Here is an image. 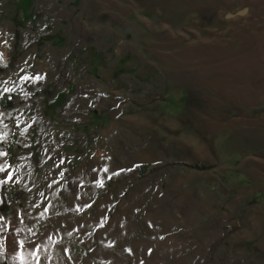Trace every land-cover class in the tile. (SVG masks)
<instances>
[{
	"label": "rangeland",
	"instance_id": "obj_1",
	"mask_svg": "<svg viewBox=\"0 0 264 264\" xmlns=\"http://www.w3.org/2000/svg\"><path fill=\"white\" fill-rule=\"evenodd\" d=\"M2 97L0 264H264V0H0Z\"/></svg>",
	"mask_w": 264,
	"mask_h": 264
},
{
	"label": "trees",
	"instance_id": "obj_2",
	"mask_svg": "<svg viewBox=\"0 0 264 264\" xmlns=\"http://www.w3.org/2000/svg\"><path fill=\"white\" fill-rule=\"evenodd\" d=\"M12 106H13V104H12V102H11L10 99H7L5 97H2L0 99V108L6 109V108H9V107H12ZM143 169H144V167H142V169H141L142 170V173H144V171H145V170L143 171Z\"/></svg>",
	"mask_w": 264,
	"mask_h": 264
}]
</instances>
